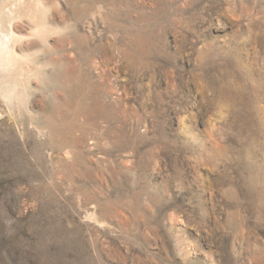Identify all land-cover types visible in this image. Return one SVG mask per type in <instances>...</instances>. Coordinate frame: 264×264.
Instances as JSON below:
<instances>
[{"label": "rangeland", "instance_id": "1", "mask_svg": "<svg viewBox=\"0 0 264 264\" xmlns=\"http://www.w3.org/2000/svg\"><path fill=\"white\" fill-rule=\"evenodd\" d=\"M9 17L0 264H264V0Z\"/></svg>", "mask_w": 264, "mask_h": 264}, {"label": "bare ground", "instance_id": "2", "mask_svg": "<svg viewBox=\"0 0 264 264\" xmlns=\"http://www.w3.org/2000/svg\"><path fill=\"white\" fill-rule=\"evenodd\" d=\"M14 15V14H13ZM12 18V17H11ZM10 17H9V22H8V20H6V22H8L9 23V31H8V33H3L2 32V28H0V34H1V36H5L4 38L6 39V40H8L9 41V43L11 42V43H15V42H18V41H20L18 38H17V34H16V31L14 32L13 31V27H14V23L10 20L11 19ZM6 22H5V20H4V22H3V20L2 19H0V26H3V27H5V25H6ZM7 23V24H8ZM17 28V27H16ZM6 29V28H5ZM7 30V29H6ZM5 32V31H4ZM26 36V35H25ZM5 41V40H4ZM2 42V41H1ZM0 42V43H1ZM7 43H6V41H5V43H1L0 44V66H2L3 65V62L5 61V63H6V57L7 56H9L10 58H13V56H15L16 57V55H17V52H16V49H15V47L16 46H13V44H12V46L11 47H9L10 49L9 50H5V49H7V48H5L4 46L6 45ZM7 46V45H6ZM15 57H14V59H15ZM1 70V69H0ZM2 75V74H1ZM23 76V75H22ZM4 77V76H3ZM13 77V76H12ZM14 86V85H13ZM18 86V85H17ZM12 88V87H11Z\"/></svg>", "mask_w": 264, "mask_h": 264}]
</instances>
